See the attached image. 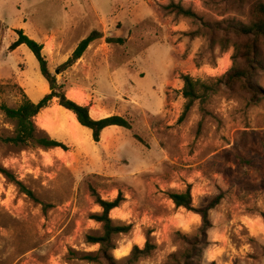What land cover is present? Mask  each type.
<instances>
[{"label":"rangeland","instance_id":"1","mask_svg":"<svg viewBox=\"0 0 264 264\" xmlns=\"http://www.w3.org/2000/svg\"><path fill=\"white\" fill-rule=\"evenodd\" d=\"M171 2L197 19L169 14L164 7ZM255 3L0 0V135L14 130L1 105L17 108L23 93L38 103L50 93L30 49L10 50L16 30L44 46L49 68L71 100L80 93L83 100L77 101L95 118L118 115L133 124L132 130H105L96 144L68 111L48 108L37 125L68 151L0 146V166L35 197L0 174V264H97L81 260L100 248L88 237L103 233L92 219L102 209L91 189L104 200L119 191L126 199L110 215L116 224L133 226L114 237V264H128L134 246L143 249L147 242L155 249L135 264H184L202 220L177 208L169 193H184L188 186L195 209L224 196L211 211L210 246L196 264H264V69L254 73L256 96L226 78L235 66L249 67V39L230 27L249 24ZM93 31L104 37L69 64ZM110 38L124 43H108ZM261 53L264 61V43ZM183 75L217 89L205 104L207 115L196 102L180 120ZM56 106L55 100L50 108Z\"/></svg>","mask_w":264,"mask_h":264},{"label":"trees","instance_id":"2","mask_svg":"<svg viewBox=\"0 0 264 264\" xmlns=\"http://www.w3.org/2000/svg\"><path fill=\"white\" fill-rule=\"evenodd\" d=\"M243 1L244 0H239ZM164 9L169 14L183 16L190 19H197V15L191 10L187 9L181 4L171 2L165 6ZM249 24H235L230 27L231 31L238 36L249 39L246 45L248 53L245 55L249 67L245 70L238 69L236 66L227 74L229 84L237 82L244 83L245 88L257 95L259 89L253 83L255 71L264 69V61L262 59L261 44L264 43V0H256V3L251 9V17ZM18 40L11 46L10 50L15 51L19 47L25 45L34 54L40 65V73L50 88V93L45 95L38 103H34L30 98L24 94L23 102L17 107L12 108L6 104L1 105V111L5 117L13 124L14 130L11 135H0V146L11 147L16 151H23L26 149L43 148L62 149L68 151L69 148L64 143L52 138L46 131L41 130L37 125V117L44 110L50 108L56 100L61 108L75 115L79 125L87 129L91 134L93 141L98 144L102 140L103 132L111 127H120L126 130H132L133 124L125 117L111 116L103 119H94L91 116L90 108L81 105L68 97V90L65 85L59 83L56 76H54L49 68L47 58L43 55L44 46L36 40L27 36L23 30H16ZM104 35L98 31H93L86 39L81 41L73 56L69 60V64L75 63L80 60L88 48L97 40H100ZM108 43H124L122 39H107ZM227 49V48H224ZM181 79L184 82V87L181 91L184 99L186 100L184 111L181 121H184L196 102H200V110L204 115L208 112L205 104L209 101L211 95L217 92V89L210 87L200 80H195L189 75H183ZM22 92L23 90L20 89ZM0 174L4 175L7 179L15 182L21 191L35 198L33 193L25 188V186L17 181L15 176L5 167L0 166ZM92 195L96 198L97 204L101 207L102 213L94 215L93 220L102 224L103 233L100 236H89L87 242L91 245H99L100 248L97 252L85 253L82 255L81 260H86L89 263L97 264H114L115 259L112 256V251L116 249L114 244V237L117 235L129 234L132 225L116 224L111 218V212L120 208L126 201L122 191H119L118 196L114 200H104L101 195L95 190L91 189ZM169 198L173 201L177 208H185L188 211L197 213L202 220L200 228V236L190 241L191 245L183 254L184 264H196L200 258V253L204 248H208V231L212 228L211 211L214 210L223 200V194L211 199L209 203L200 209H195L193 206L192 188L188 186L184 193H169ZM264 218V214L262 215ZM155 249L149 242L146 243L145 248L140 249L134 246L131 254L127 259L128 264H135L141 258L150 256ZM181 264V263H176Z\"/></svg>","mask_w":264,"mask_h":264},{"label":"bare ground","instance_id":"3","mask_svg":"<svg viewBox=\"0 0 264 264\" xmlns=\"http://www.w3.org/2000/svg\"><path fill=\"white\" fill-rule=\"evenodd\" d=\"M73 94H74V100L75 101H77V100H79V101H81V100H83V97L81 96V94L80 93H76V92H73ZM78 102V101H77ZM80 103V102H79ZM51 111H54V112H59V111H62L63 110V108H61L60 106H56V107H54V108H49ZM45 111V110H44ZM70 113V112H69ZM71 114V116H72V119L76 122V124H78V126H80L79 125V123H78V121L76 120V118H75V115H73L72 113H70ZM47 125V124H46ZM81 127V126H80ZM47 128H50V127H48L47 126ZM118 209V208H117ZM116 210V209H115ZM114 211V210H113ZM125 252H127V250H125ZM124 253V252H123Z\"/></svg>","mask_w":264,"mask_h":264},{"label":"crops","instance_id":"4","mask_svg":"<svg viewBox=\"0 0 264 264\" xmlns=\"http://www.w3.org/2000/svg\"><path fill=\"white\" fill-rule=\"evenodd\" d=\"M75 89H84V88H75ZM69 94L71 93V91H69L68 92ZM68 97L70 98V96L68 95ZM79 103V102H78ZM79 104H81V105H84L82 102L81 103H79ZM84 106H86V105H84ZM90 113H91V111H90ZM91 116L94 118V119H101V118H95L93 115H92V113H91ZM118 128H120V127H118ZM109 129V128H108ZM107 130V129H106ZM91 132V131H90ZM104 133V132H103ZM85 136H87V137H89V138H91V133H87V134H85ZM103 136V135H102Z\"/></svg>","mask_w":264,"mask_h":264}]
</instances>
